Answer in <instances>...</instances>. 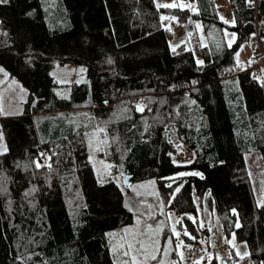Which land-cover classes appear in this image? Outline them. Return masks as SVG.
I'll list each match as a JSON object with an SVG mask.
<instances>
[{"label": "trees", "instance_id": "16d2710c", "mask_svg": "<svg viewBox=\"0 0 264 264\" xmlns=\"http://www.w3.org/2000/svg\"><path fill=\"white\" fill-rule=\"evenodd\" d=\"M227 1L232 25L214 0L198 13L159 0L0 3V65L28 92L22 115L0 109V264H131L138 244L176 263V231L188 244L209 233L193 219L205 204L264 264V203L245 160L264 161V82L237 61L256 14L251 0ZM174 19L202 22L201 64L187 44L171 48ZM58 65L79 79L61 84ZM183 151L193 158L179 163ZM132 187L154 204L142 237L125 205Z\"/></svg>", "mask_w": 264, "mask_h": 264}, {"label": "rangeland", "instance_id": "374dc122", "mask_svg": "<svg viewBox=\"0 0 264 264\" xmlns=\"http://www.w3.org/2000/svg\"><path fill=\"white\" fill-rule=\"evenodd\" d=\"M215 5L218 8L219 19L226 24H234L235 18L231 6L227 0H215ZM263 20L260 19V21ZM234 21V23H233ZM263 24V22H262ZM199 25V27L197 26ZM173 31L174 36L171 40V48L176 49L181 44H187L189 48L194 51L195 57L198 61L203 62L201 49L207 45V38L204 31L202 22H189L182 24L175 19L168 25ZM229 44L236 40V34L233 32L225 31ZM251 53L252 46L249 42L242 45L237 53V61L240 68L246 69L251 67ZM201 64V63H200ZM82 69L77 68L75 65H58L54 71L53 76L61 84H67L74 79H79V74ZM26 88L16 79L9 75V73L0 65V109L2 116H19L23 114L24 103L27 99ZM62 94V92H61ZM6 148L3 142L2 134L0 131V151ZM191 154L185 151L180 153L176 159L177 162L190 161ZM247 170L252 182L253 190L259 204H263L264 198V161L258 151H253L245 155ZM130 182V181H129ZM130 185L128 184L127 187ZM137 188L130 189L129 192L125 190V205L134 212L138 218L136 225L132 227L133 235L142 237L145 230L152 225L147 223H154V204L149 201L138 200L141 197L136 196ZM171 222L177 224V217L174 213L170 214ZM193 219L203 226L208 228L209 233L195 244H188L181 237V232L176 231L177 241L176 250L178 252V259L176 263L173 261L168 263L166 258L168 255L162 253V260L154 262L147 260L144 255L143 248L136 245L137 248L131 250L132 256L131 264H184V259L181 256V250L186 248L189 251L190 264H252V260L248 256V247L245 242H237L234 235L227 237L223 227L217 218L213 216L207 204L204 207L199 206L198 215ZM177 230V226L174 227ZM182 245L178 247V244ZM135 257V259H133Z\"/></svg>", "mask_w": 264, "mask_h": 264}, {"label": "built area", "instance_id": "2783aa9c", "mask_svg": "<svg viewBox=\"0 0 264 264\" xmlns=\"http://www.w3.org/2000/svg\"><path fill=\"white\" fill-rule=\"evenodd\" d=\"M260 0H251L252 8L255 10L256 23L255 30L251 34L249 43L252 46L251 53V70L253 77L258 81L264 82V42L261 34V29L264 24V18L260 21L258 17ZM263 22V24H262ZM192 158L193 155L191 154ZM182 257L184 259V264H190L189 261V251L186 248L181 250Z\"/></svg>", "mask_w": 264, "mask_h": 264}, {"label": "crops", "instance_id": "0c3cea01", "mask_svg": "<svg viewBox=\"0 0 264 264\" xmlns=\"http://www.w3.org/2000/svg\"><path fill=\"white\" fill-rule=\"evenodd\" d=\"M159 1L163 6L173 5L171 6V8L188 10L191 13H198L200 11L199 0H159Z\"/></svg>", "mask_w": 264, "mask_h": 264}, {"label": "snow or ice", "instance_id": "6c2138e0", "mask_svg": "<svg viewBox=\"0 0 264 264\" xmlns=\"http://www.w3.org/2000/svg\"><path fill=\"white\" fill-rule=\"evenodd\" d=\"M4 2H6V0H0V3H4ZM164 6H165V7H171V6H173V5H164ZM225 22L227 23V21H225ZM233 23H234V21H233ZM197 26L199 27V25H197ZM229 46H230V45H229ZM198 63H202V61H198ZM189 174H190V173H181L180 175H189ZM191 174L199 175V173H191ZM26 195H27V193H26ZM236 226L239 227L238 224H237ZM185 234L188 235L187 232H185ZM193 239H194V237H193ZM168 243L171 244V240H169ZM181 245H182V242H180V244H178V247L181 246ZM129 247H131V245H129ZM114 251H115V249H114ZM124 254H125V255H128L127 252H125ZM181 256H182V253H181ZM155 258H156L155 256L152 257V259H155ZM133 259H135V257H133Z\"/></svg>", "mask_w": 264, "mask_h": 264}, {"label": "water", "instance_id": "95a60500", "mask_svg": "<svg viewBox=\"0 0 264 264\" xmlns=\"http://www.w3.org/2000/svg\"><path fill=\"white\" fill-rule=\"evenodd\" d=\"M125 181H126V186H128V184H129V177L128 176L126 177ZM223 264H226V263H223Z\"/></svg>", "mask_w": 264, "mask_h": 264}]
</instances>
